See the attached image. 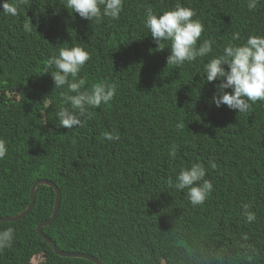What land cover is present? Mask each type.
<instances>
[{"label": "trees", "instance_id": "16d2710c", "mask_svg": "<svg viewBox=\"0 0 264 264\" xmlns=\"http://www.w3.org/2000/svg\"><path fill=\"white\" fill-rule=\"evenodd\" d=\"M248 2L123 0L118 19L99 21L72 13L63 0H21L15 16L0 11V140L8 149L0 159V216L22 211L33 182L46 178L61 201L43 232L60 249L105 264H264V101H248L246 112L217 108L211 98L219 79L208 82L204 72L226 45L264 36V0L251 9ZM178 4L204 25L196 46L214 43L207 56L174 66L166 64L170 44L156 51L144 20L148 9L159 14ZM72 46L90 59L69 80L83 79L81 91L112 85L115 94L86 106L81 124L66 129L57 113L71 108L64 97L75 93L55 88V68L45 72V65ZM196 163L213 189L193 206L188 189L168 180ZM55 195L39 185L25 217L0 221V231L13 229L0 264H32L39 254L37 264H95L55 254L37 233Z\"/></svg>", "mask_w": 264, "mask_h": 264}, {"label": "clouds", "instance_id": "9594fccd", "mask_svg": "<svg viewBox=\"0 0 264 264\" xmlns=\"http://www.w3.org/2000/svg\"><path fill=\"white\" fill-rule=\"evenodd\" d=\"M20 2L21 0H0V11L15 16ZM256 3L257 0H249L248 7L250 9L254 8ZM63 6L66 9H71L72 13H77L83 19L99 21L105 16L118 19L122 11L123 0H63ZM194 16L195 12L190 7H184L179 4L175 8L164 10L159 14L154 13L151 9L146 11L144 26L148 29L151 37L156 42V51L165 48L161 46L163 42H168L170 44V50H168L169 55L166 57V64L180 66L185 62H192L198 57H205L212 51V44L214 41L210 42L209 40H205L199 47L196 46L197 41L204 31V25L199 20L193 19ZM31 25L32 23L29 20V22L24 25L25 30L31 31ZM89 59L90 54L88 51L79 46H72L61 48L58 55L50 57L45 65V72H47L48 68H55V71L50 73L55 88H61L67 85L70 91L75 93L74 95L66 94L64 97L66 102H70L71 108H61L57 113L60 126L66 129L81 124V116L85 114L86 106L99 107L102 103L107 104L113 99L115 94V87L112 85L106 86L104 84H99L93 86L90 90L81 91V88L85 84L83 79L69 80V76L75 77ZM223 65H227V70ZM204 72L205 79L208 82L219 79V83L215 85L216 92L211 98L212 103L215 104L217 108L221 105H226L229 109L237 110L238 112H246L250 106L248 101L252 103L264 101V36L251 35L247 38L246 43L242 45H226L221 55L208 60L204 65ZM225 89H231V92L225 91ZM105 137L108 140L118 139V137L110 133H105ZM7 151L8 149L5 142L0 140V159L5 157ZM170 155L174 156L175 151L171 152ZM205 174L204 166L200 163H196L190 168L182 169L176 176L175 181L169 179L168 186L175 187L177 190H184L187 188L190 203L193 206L200 205L205 201L213 189L212 183L204 179ZM54 184L57 186L56 183ZM31 188L32 186L30 187V191ZM30 202L29 192V204ZM254 219V214L249 213L247 215L248 221ZM44 227L45 226H42V232ZM12 238V228L0 231V247L7 246ZM77 253L89 254L84 252ZM94 257L99 259L96 256ZM86 260L95 263L91 259Z\"/></svg>", "mask_w": 264, "mask_h": 264}, {"label": "water", "instance_id": "95a60500", "mask_svg": "<svg viewBox=\"0 0 264 264\" xmlns=\"http://www.w3.org/2000/svg\"><path fill=\"white\" fill-rule=\"evenodd\" d=\"M40 184H44L47 186H51L56 195L54 198V208H53V212L50 216V218L48 220L42 221L37 225V232L38 234L46 240V242L52 246L54 252L60 256H67V257H83L86 259H91L93 260L96 264H105L104 262H102L101 260L95 258L92 255L89 254H80L77 252H68V251H64L59 249L56 244L52 241L51 238H49L48 236H46L43 232H42V226H46L51 224L56 216H57V212L59 209V205H60V199H61V195H60V189L50 180L47 179H38L37 181L34 182V184L32 185L31 191H30V199L31 202L30 204L21 212L17 213L16 215H12V216H0V221L4 222V221H17L21 218H23L33 207L34 205V201H35V190L37 188L38 185Z\"/></svg>", "mask_w": 264, "mask_h": 264}, {"label": "rangeland", "instance_id": "374dc122", "mask_svg": "<svg viewBox=\"0 0 264 264\" xmlns=\"http://www.w3.org/2000/svg\"><path fill=\"white\" fill-rule=\"evenodd\" d=\"M43 258L42 254L36 255L32 258V264H37Z\"/></svg>", "mask_w": 264, "mask_h": 264}]
</instances>
